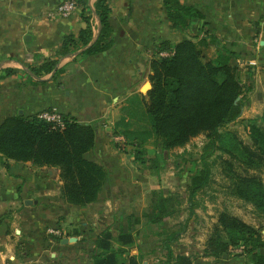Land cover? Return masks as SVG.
Returning a JSON list of instances; mask_svg holds the SVG:
<instances>
[{"label":"crops","instance_id":"obj_1","mask_svg":"<svg viewBox=\"0 0 264 264\" xmlns=\"http://www.w3.org/2000/svg\"><path fill=\"white\" fill-rule=\"evenodd\" d=\"M64 1L0 0V74L14 72L0 79V124L10 116L43 111L93 124L96 143L85 157L104 165L109 177L96 202L75 206L63 197L59 168L0 156V264H94L101 230L113 233L118 248L121 231L135 235L148 225L145 214L154 198L169 192L161 186L158 162L156 167L135 162L134 146L117 142L114 131L121 129L122 118L132 128L141 126L136 115L150 88V61L164 41L173 45L185 37L205 38L207 59L221 48L234 52L248 89L244 108L255 109L254 93L264 107V0H181L203 16L187 30L172 25L163 0H110L113 46L96 54L79 49L62 56L63 39L87 26L86 6L94 37L100 28L96 0H76L77 9L66 18L48 15ZM53 59L58 61L53 72L41 77L27 72ZM59 68L64 73L53 79ZM242 119L246 125L250 120ZM146 149L160 161L161 150L151 142ZM51 228L62 239L74 240L57 241Z\"/></svg>","mask_w":264,"mask_h":264},{"label":"trees","instance_id":"obj_2","mask_svg":"<svg viewBox=\"0 0 264 264\" xmlns=\"http://www.w3.org/2000/svg\"><path fill=\"white\" fill-rule=\"evenodd\" d=\"M168 17L174 27L189 29L193 20L202 19V14L181 0H163ZM83 10L87 26L78 36L68 35L63 39L60 55H68L79 49L84 54H96L113 46L110 23V0H96L95 13L100 28L97 37L90 19ZM205 38L195 40L185 37L176 44L164 41L156 58L150 61L151 87L143 98L137 119L142 124L132 128V122L122 118L115 135L124 137V143L134 146V161L140 165L153 162L146 145L153 142L161 151L186 147L200 135L207 139L201 154L202 167L191 174L188 182L187 206L194 211L195 199L210 183L212 167L208 157L215 153L227 155L222 163L232 172L231 193L253 205L257 214L264 217V181L258 174H240L233 165L242 166L247 172L264 169V127L255 119L246 125L249 141L245 142L236 131L222 130L230 123L237 122L245 106V88L236 54L221 48L215 56L206 58ZM161 51H170L167 57ZM57 59L32 65L28 73L41 77L54 71ZM57 69L52 78L64 73ZM11 69L4 70L0 79L13 75ZM39 82V81H37ZM240 99L237 101V99ZM63 128H54L39 115L25 117L17 114L7 117L0 124V156L6 160L32 162L37 167H57L60 170L63 197L75 206H86L96 202L108 177V169L85 154L96 143V127L77 118L62 115ZM175 192L168 195L158 193L148 213L147 230L158 236V245L163 258L160 264H193V256L176 253L174 245L186 231V224L164 230L165 220L182 212V198ZM184 198V197H183ZM135 235L121 231L117 237L120 246L112 244L113 233L103 229L98 234L93 255L94 264H141L137 255L130 254L128 247L135 244ZM61 241L60 236H53ZM243 245L250 256L249 264H264V237L258 228L227 212H221L214 232L204 250L205 257H223L231 247Z\"/></svg>","mask_w":264,"mask_h":264},{"label":"rangeland","instance_id":"obj_3","mask_svg":"<svg viewBox=\"0 0 264 264\" xmlns=\"http://www.w3.org/2000/svg\"><path fill=\"white\" fill-rule=\"evenodd\" d=\"M242 76H244L243 73ZM251 100L255 109L251 110L249 104L247 108L243 109L241 117L250 120L255 119L258 124L264 127L263 104L260 102L261 100H257L255 93ZM222 130L236 131L245 142L249 141L243 119L240 120L239 118L237 122L228 124ZM206 141V137L200 135L193 138L186 147L161 151L160 153L162 157L158 161L157 169L160 168L161 186L169 193L175 192L184 197H180L183 201L181 202L182 212L175 217H168L165 220L164 230H168L170 227L178 228L180 223L186 224V231L174 245V250L176 253L190 254L193 256L195 264H249L250 256L244 248L243 252L229 251L223 257L214 258L203 255V250L214 232L221 212H227L258 228L264 237V217L257 214L252 204L231 193L232 172L229 171L226 164L222 163L223 158H228L227 155L220 156L221 153H215L208 157L212 167L210 183L197 195L194 211L191 212L188 208L186 200L188 182L191 174L202 167L201 154ZM151 143L155 145L153 142ZM163 154H166V158H163ZM233 168L240 174H258L264 181V169L260 172L255 170L247 172L237 164L233 165ZM141 234L137 236L135 244L128 247L129 253L136 254L141 264H160L163 254L158 245V236L147 230V226L141 230ZM231 248H239V246H232Z\"/></svg>","mask_w":264,"mask_h":264},{"label":"built area","instance_id":"obj_4","mask_svg":"<svg viewBox=\"0 0 264 264\" xmlns=\"http://www.w3.org/2000/svg\"><path fill=\"white\" fill-rule=\"evenodd\" d=\"M78 3L76 0H66L60 4H58L52 11L49 12V16L51 17H59V18H66L69 17L74 13V11L77 9ZM160 56L167 57L171 54L170 51H161ZM41 118L46 120L47 122H50L53 124L54 128H63L64 121L63 117L58 112L53 111H43L39 114ZM114 139L117 142H124L123 136H115ZM49 232L54 235L60 236L62 233L54 228L49 229ZM231 252H243V246H239V248H231Z\"/></svg>","mask_w":264,"mask_h":264},{"label":"water","instance_id":"obj_5","mask_svg":"<svg viewBox=\"0 0 264 264\" xmlns=\"http://www.w3.org/2000/svg\"><path fill=\"white\" fill-rule=\"evenodd\" d=\"M150 87H151V84H150ZM150 89V88H149ZM240 99V97L237 99V101ZM263 234H264V230H263ZM74 240V238H63L62 239V243H68L69 241H72ZM226 256V254H225Z\"/></svg>","mask_w":264,"mask_h":264}]
</instances>
